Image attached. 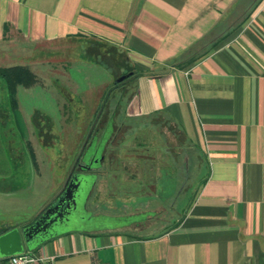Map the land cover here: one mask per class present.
<instances>
[{"label":"crops","instance_id":"obj_1","mask_svg":"<svg viewBox=\"0 0 264 264\" xmlns=\"http://www.w3.org/2000/svg\"><path fill=\"white\" fill-rule=\"evenodd\" d=\"M210 33L213 47L192 65L158 72ZM0 45L24 61L0 68L37 79L16 90L11 113L23 124L52 123L24 107L39 86L59 122L80 116L69 71L106 74L92 90L96 121L113 101L139 123L114 134L91 171L98 213L121 225L26 252L47 264H264V0H0ZM0 94L5 103L4 82Z\"/></svg>","mask_w":264,"mask_h":264},{"label":"rangeland","instance_id":"obj_2","mask_svg":"<svg viewBox=\"0 0 264 264\" xmlns=\"http://www.w3.org/2000/svg\"><path fill=\"white\" fill-rule=\"evenodd\" d=\"M6 51L10 53V49H6ZM22 62L24 61L17 60L14 56L10 58L5 55L0 56V66L24 64ZM69 72L76 86L75 91L78 92L77 98L84 100L85 103L79 107L80 116L69 118L66 122H59V119L54 117V104L46 96H43L46 94L42 93L41 86L37 88L36 94L27 100V105L24 107H29L28 110L50 112L52 115L50 124L42 120L36 124L29 120V123L23 124L21 118L11 113L13 109L8 103L7 96L5 103H2L3 98L0 94V107H4L6 111L9 107L8 112H10L9 118L0 119V233L7 229L9 231L21 230L30 225L41 210L55 199L69 174L78 170L76 166L73 167V164L77 159L75 154L80 147L81 139L82 144H85L86 139L89 142L92 137L100 136L106 123L111 121L109 118L112 117V114L116 113L115 119H111L114 121L112 123L113 133L118 138H121L126 132L138 131V120L125 118L124 107H120L114 113V107L111 106L113 101L109 103V107L102 109L103 117L96 121L97 117L93 115V110L96 107H90V102L94 97L92 90L98 83L97 81L102 80L106 74L102 73L98 76L92 74L91 79H83L82 72ZM0 84L3 85L1 78ZM46 84L48 85V83ZM111 88H106L103 100L109 97ZM114 90L116 97L118 92L116 89ZM71 109L72 107H70ZM98 111H101V107L98 108ZM123 120L125 121L123 122ZM158 121H163V119L159 117ZM163 132L164 144L174 145L169 133L165 129ZM153 133L147 130V133L142 135L143 138H147V143L153 144ZM91 176L94 175L91 173ZM191 184L195 185V181ZM192 191L190 188L185 195L188 196ZM90 192L91 185L87 187L86 195L78 202V218L83 217L84 225L81 227L75 225L73 229L82 232L116 226L117 222L115 221L109 220L108 222L103 219L98 221L95 218L98 215L105 216L98 213L104 207L101 204L96 207L97 202L100 203L101 200L96 199V196ZM186 199L187 197H184L180 202H184Z\"/></svg>","mask_w":264,"mask_h":264},{"label":"water","instance_id":"obj_3","mask_svg":"<svg viewBox=\"0 0 264 264\" xmlns=\"http://www.w3.org/2000/svg\"><path fill=\"white\" fill-rule=\"evenodd\" d=\"M129 76L130 74L119 77L115 81V84L123 82ZM99 154L100 152H94L93 157H95L96 159V162L93 163L94 166L92 165L90 168H88L89 170L83 168L84 169L83 173L87 171H93V169L98 165V163L102 159V156H100ZM90 155L91 154H89L88 156ZM92 177L93 179H91ZM94 179L95 177L91 176V174L89 175L82 174L81 176L71 177L61 196L57 199L56 202L52 204V206H50L44 212V214L38 220L24 227L21 230L13 229L0 235V257H10L13 255L22 254L27 250L34 249L36 246L42 244L46 240L55 238L68 231H75L73 229L75 225L80 227L81 225H84L83 217L78 218V214H77L78 202H80L84 197V195H86V189L89 185H91V189H92ZM62 203H65V207H64L65 209L70 208L69 203H71V206L73 208L71 219L69 221L67 219L64 220V222L68 224H65L63 226H61V220L63 219L62 211H58ZM95 218H97L98 221L102 219L108 220V222L109 220L115 221L117 222L116 226H120L121 225L120 222H122L121 220L111 219L106 216L98 215V217ZM93 221L94 219L92 220V222ZM57 222L59 223V226H55V228L51 229L52 228L51 226ZM116 226L95 228L89 231H82V232L97 231V230L112 228Z\"/></svg>","mask_w":264,"mask_h":264},{"label":"trees","instance_id":"obj_4","mask_svg":"<svg viewBox=\"0 0 264 264\" xmlns=\"http://www.w3.org/2000/svg\"><path fill=\"white\" fill-rule=\"evenodd\" d=\"M210 38H211V33L209 35H206L200 41L196 42L192 47L187 49L177 58L173 59L164 66H159L158 72L164 73L166 72L167 68H171V67L185 68L192 65L197 59L201 58L209 50H211V48L213 47V43L210 42L211 40ZM0 78L4 82L10 107L12 108L17 106V102H16L17 87L18 86L31 87L37 83L36 76L27 67H23V66L0 68ZM123 82L117 83L115 86L117 87ZM8 231L9 230L7 229L1 232L0 235Z\"/></svg>","mask_w":264,"mask_h":264},{"label":"flooded vegetation","instance_id":"obj_5","mask_svg":"<svg viewBox=\"0 0 264 264\" xmlns=\"http://www.w3.org/2000/svg\"><path fill=\"white\" fill-rule=\"evenodd\" d=\"M103 129L104 130L100 133V136L92 137V139L89 142H87V139H86L85 144L83 143V145H82L83 146L82 147V151H81L80 155H78V157H77V165H76V167L78 169L77 172H75V173L71 172L69 174V176L66 179L62 189L60 190L58 195L55 197V199L50 204H48L46 207H44L41 210L39 215L36 217V219L32 223H34L36 220H38L44 214V212L50 206H52V204L54 202L57 201V199L64 192V189H65L66 185L68 184V181L71 179V177L81 176L82 174L83 175H89V174L92 173L91 171H87V173H83V170H84L83 168H85V169L90 168L93 165V163L96 162L95 157H93L94 152H104L107 143L110 142L111 140H113V137H114L113 127H112V122L111 121L107 122ZM88 153L91 154V155L88 156L89 155ZM86 158H88V159H86ZM61 205H62V207H61ZM61 205H60V208L58 209V211H62V215H63L62 218L63 219L61 220V226H63L65 224H68V223L64 222V220L67 219L69 221L71 219V214H72L73 208L71 206V203H69V205H70L69 209H65L64 208L65 207V203H62ZM53 217H51V218H53ZM55 226H59V223L57 222L54 225H52L51 229L55 228Z\"/></svg>","mask_w":264,"mask_h":264},{"label":"built area","instance_id":"obj_6","mask_svg":"<svg viewBox=\"0 0 264 264\" xmlns=\"http://www.w3.org/2000/svg\"><path fill=\"white\" fill-rule=\"evenodd\" d=\"M47 262L46 258L33 252H24L10 257H0V264H47Z\"/></svg>","mask_w":264,"mask_h":264}]
</instances>
